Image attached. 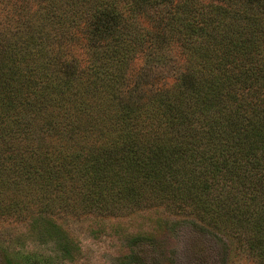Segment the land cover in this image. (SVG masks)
Masks as SVG:
<instances>
[{
  "label": "trees",
  "instance_id": "1",
  "mask_svg": "<svg viewBox=\"0 0 264 264\" xmlns=\"http://www.w3.org/2000/svg\"><path fill=\"white\" fill-rule=\"evenodd\" d=\"M20 7L17 16L5 9L0 22V46L16 61L0 75L3 91L31 108L28 138L38 132L70 179H86L88 193L110 207L155 177L177 181L180 194L195 198L199 218L244 244L252 264H264V0H27ZM105 20L114 51L91 43L83 71L63 77L55 63L66 62L75 31ZM55 48L61 53L51 56ZM138 55L149 66L170 63L176 81L157 89L154 102L129 107L134 120L129 114L126 123L125 107L105 92L119 90L113 70ZM5 108L1 100L0 118ZM14 114L7 127L23 124ZM1 138L5 165L14 148Z\"/></svg>",
  "mask_w": 264,
  "mask_h": 264
},
{
  "label": "rangeland",
  "instance_id": "2",
  "mask_svg": "<svg viewBox=\"0 0 264 264\" xmlns=\"http://www.w3.org/2000/svg\"><path fill=\"white\" fill-rule=\"evenodd\" d=\"M26 1L0 0V22L5 19V9L13 10L17 16ZM83 22L88 23L87 18ZM108 24L107 20L93 28L81 24L85 30L75 31L76 44L70 48L66 62L55 63L56 69L63 71V77L77 78L83 71L82 66L88 62L85 51L91 43H96L107 55L114 51L112 39L104 35ZM28 30L25 26L22 38ZM13 31L7 29L5 33L12 35ZM0 50L3 53L0 68L7 72L15 55L5 54L1 46ZM58 53L61 51L55 48L51 56ZM113 71L121 75L115 83L119 90L111 88L105 94L125 107L119 112L124 113L126 123L129 114L130 120H134L129 107L150 104L157 89L176 81L170 63L162 60L149 66L141 55ZM5 81L6 77L0 75V101L10 105L1 114L0 135L14 149L7 150L5 158L9 163L0 164L3 171L0 174L4 173L0 175V264H252L244 244L197 216L193 210L195 202L190 204L195 198L180 194L177 181L155 177L133 197L129 193L117 200L115 207L97 194L92 196L86 179H70L62 160L55 162L50 157L54 149L50 153L52 148L45 146L49 144L43 142L38 132L28 138L26 110L31 108H22L14 90L11 89V94L3 91ZM13 113L23 124L9 122L7 127L4 121ZM34 126L38 129L39 125ZM148 127L144 123L143 129ZM156 130L165 133L166 129L158 124ZM79 132L85 134L83 128ZM39 139L43 143L35 142ZM16 153L25 161H16ZM10 165L12 173L6 174ZM94 200L97 206L90 205ZM216 223L219 224H211Z\"/></svg>",
  "mask_w": 264,
  "mask_h": 264
}]
</instances>
